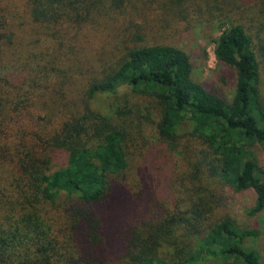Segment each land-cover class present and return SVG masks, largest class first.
I'll return each mask as SVG.
<instances>
[{"label": "trees", "instance_id": "trees-1", "mask_svg": "<svg viewBox=\"0 0 264 264\" xmlns=\"http://www.w3.org/2000/svg\"><path fill=\"white\" fill-rule=\"evenodd\" d=\"M182 22L220 26L230 101L162 43ZM10 58L24 76H0V264H264L243 245L256 231L219 216L226 188L264 209V0H0ZM148 150L146 191L128 171Z\"/></svg>", "mask_w": 264, "mask_h": 264}, {"label": "rangeland", "instance_id": "rangeland-1", "mask_svg": "<svg viewBox=\"0 0 264 264\" xmlns=\"http://www.w3.org/2000/svg\"><path fill=\"white\" fill-rule=\"evenodd\" d=\"M221 28H226V26ZM220 31V26L216 22L189 25L182 22L164 34L161 40L162 43L176 46L188 54L192 64V77L195 81L210 89L218 90L227 101H230L235 91L234 77L232 72L223 68L214 56V41ZM37 48H45V46ZM18 51H15L16 56L19 55ZM74 62L79 64L77 60ZM1 75L7 76L14 83H19L20 79H23L24 71L18 67L15 68L10 58L0 66ZM250 150L258 166L264 169V149L255 145L250 147ZM154 158L155 155L150 150L146 153L142 152L140 155L134 154L130 162V171H128L130 185H139L146 191L152 189L153 181L148 171L153 167ZM255 199L256 194L252 189L237 192L232 188H226L224 191L225 206L219 212V216H228L237 226L256 231L257 236L245 240L243 245L247 249L255 251L264 262V209L254 215L249 213L255 205ZM198 264H213V262L204 260Z\"/></svg>", "mask_w": 264, "mask_h": 264}]
</instances>
